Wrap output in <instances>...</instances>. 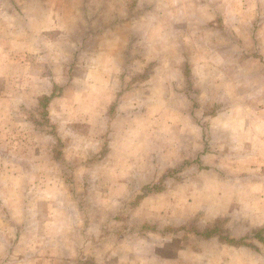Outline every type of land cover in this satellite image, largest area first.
<instances>
[{
  "label": "crops",
  "instance_id": "1",
  "mask_svg": "<svg viewBox=\"0 0 264 264\" xmlns=\"http://www.w3.org/2000/svg\"><path fill=\"white\" fill-rule=\"evenodd\" d=\"M0 20L13 21L0 118L51 97L22 131L41 171L17 175L33 198L6 208L0 264L98 262L89 243L118 244L124 264H264V0H0ZM58 72L64 91L44 93ZM195 226L191 254L176 236ZM167 237L176 255L158 251Z\"/></svg>",
  "mask_w": 264,
  "mask_h": 264
},
{
  "label": "rangeland",
  "instance_id": "2",
  "mask_svg": "<svg viewBox=\"0 0 264 264\" xmlns=\"http://www.w3.org/2000/svg\"><path fill=\"white\" fill-rule=\"evenodd\" d=\"M214 7V6H213ZM215 12V11H214ZM207 13V12H206ZM46 25L48 28L49 26H53V20L51 21L50 19H48L46 21ZM97 21H94V23H96ZM64 28L65 29H70V28H74L76 26H78V24H85V21L79 22L78 24L76 23H72L70 22V20H65L64 22ZM107 23H111L113 25H115V28L117 29L118 27V23L117 22H113V21H108ZM13 24V21H10L9 23L6 20H0V44L4 45L2 46V52H0V60H12L13 58L10 56L11 52H7V47L10 46L7 43L10 41L12 43V37H11V28ZM119 29V28H118ZM57 33V31L55 32ZM54 33V34H55ZM2 34V35H1ZM70 37V36H69ZM68 37V38H69ZM74 38V37H73ZM76 38V37H75ZM81 40L83 39V37L81 38V36L79 37ZM106 39L109 40L110 38L108 36H106ZM227 40H230L229 38H227ZM6 44V45H5ZM96 44L97 45V41H91L90 42V46L93 47L92 45ZM163 43H160V45ZM99 45V44H98ZM159 45V43H158ZM7 46V47H6ZM81 53V57H79L80 59H82V52ZM77 54V53H76ZM71 51L67 52L66 54H63V59H65L66 61H70L71 60ZM77 56H80L77 54ZM15 58H17V60L21 59L20 55H16L14 56ZM0 71H6L5 69H1ZM56 71H61L56 70ZM51 74L52 76H50L48 78L47 76V83L42 84V86L45 88H43V90L45 91L44 93L46 94H60L62 93V88L64 85V79L61 80L59 77V74ZM77 74H81L80 73H76ZM35 76L32 77V79L34 80ZM66 78V77H65ZM32 82V81H31ZM5 84L3 83L2 85H0V87L2 86V88H0V92H3L6 90V86H4ZM30 89L32 91V93H34L35 88L33 85L30 86ZM51 97L49 96H45L42 97V99H40L39 101V108L38 107H33L34 104L31 105V113L32 116L31 117H18L16 116L14 118L13 114L9 116L8 112L4 113V117L0 118V123L2 122L1 120L3 119L4 121L8 120V121H13L15 119V123H9V124H0V225H2V229L0 228V230H2L3 232L0 231V241L2 242L1 244V248L2 250L5 252V249L7 247V243H8V239L6 237L5 234H9L11 231L7 232L5 225H9L10 226V222H12L9 219V212L6 211V208L9 206L11 208V206H14V204H16L18 201L22 202L23 200L27 201L28 204H30L31 199L27 194V192L30 194V191L27 186H24V184H31L33 181L29 180L28 182L23 181L21 179H19L17 175H21V173L24 171V174H28V176H34V174H37L39 171H41V165L39 163H35L32 162L31 160L34 159V157H37V150L35 148H33L34 146V139H32V137L28 136V134L26 132H22L24 129H28L29 124L31 125L32 123H44L41 122V120H46V116H45V106H47L50 103ZM30 121V122H29ZM46 123V122H45ZM24 136V139H23ZM35 138V136H34ZM47 151V150H46ZM54 155V154H53ZM24 161V162H23ZM30 161L32 163H30ZM25 162H29L30 164H24L22 165V163ZM54 164H47L46 166L48 168H50L51 166H53ZM45 168V165H42ZM22 174V175H24ZM13 178V179H11ZM37 198V197H36ZM31 206V204H30ZM38 206L41 208L42 205L39 204L38 202ZM10 220V221H9ZM12 224V223H11ZM14 226V225H13ZM199 226H195L194 230L191 229V232L188 233L189 230H180V232L178 233V235L176 236L177 241H180L181 245H178L179 247H182V249L186 248L187 246V250H189L191 252V254H193V251L195 250V253L198 251V248L201 244H203L204 242V235H200L199 233ZM14 232H12L11 237L12 238H17V239H22L25 235L24 229H22L21 227L16 228L14 227ZM92 226L89 229V232H92ZM130 231V230H128ZM225 235V231L222 230L220 234ZM157 236L159 237L161 234L160 232H156ZM130 235V234H129ZM148 235V233H147ZM157 237V238H158ZM209 237V236H207ZM10 238V237H9ZM27 238V237H26ZM11 239V238H10ZM127 239H129V237H127ZM182 239V240H181ZM130 243H127V249L128 250H132L134 253H136L135 255L137 256V254H141L140 252L143 250L142 253H148L150 251H152L150 248H147V246H143L142 243H134V240H129ZM128 241V242H129ZM166 241V247H163L161 249L158 248V251H162L165 254L164 255H172V253L174 252V250L176 249L175 255L177 253V244L176 245H172L173 243L170 242L169 238H165ZM17 242V241H16ZM110 242H114V241H110ZM116 246L117 250L115 251L116 254V259L112 260L110 262H106V261H102V257H103V253L104 251H106L107 249H113V247ZM23 248L22 245H18L16 244L15 246V251H21V249ZM31 245H29L27 247L28 250H30ZM120 248V249H119ZM125 248V247H124ZM145 248L146 251H145ZM181 249V251H182ZM120 250V251H119ZM122 247L119 246L118 244H112L111 245H107L106 248H102L100 246H93L92 244H88L87 248L85 250V254H90L91 256H95L97 258V260H99L98 262L96 261H87V262H82L81 264H124L125 262H122L121 260H124V258L120 259L118 257H120L118 254V252H121ZM157 250V249H156ZM161 252V253H162ZM84 253V252H83ZM122 254V253H119ZM163 254V253H162ZM184 254V253H183ZM184 256V255H183ZM188 262L191 263L193 262V259L191 257H187ZM177 260V259H176ZM145 262V263H144ZM140 261L139 259H134L131 257H126V264H146V261ZM77 264V263H75ZM158 264H165L164 261H159ZM167 264V263H166ZM179 264V263H177Z\"/></svg>",
  "mask_w": 264,
  "mask_h": 264
}]
</instances>
